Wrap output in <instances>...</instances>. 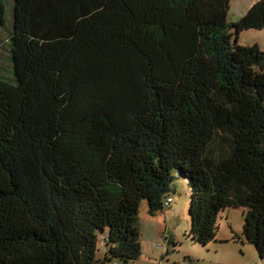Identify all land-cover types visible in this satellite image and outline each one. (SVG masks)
I'll use <instances>...</instances> for the list:
<instances>
[{
    "label": "trees",
    "instance_id": "trees-1",
    "mask_svg": "<svg viewBox=\"0 0 264 264\" xmlns=\"http://www.w3.org/2000/svg\"><path fill=\"white\" fill-rule=\"evenodd\" d=\"M231 1L0 0V264H137L177 180L191 241L242 209L264 259V0Z\"/></svg>",
    "mask_w": 264,
    "mask_h": 264
},
{
    "label": "rangeland",
    "instance_id": "rangeland-1",
    "mask_svg": "<svg viewBox=\"0 0 264 264\" xmlns=\"http://www.w3.org/2000/svg\"><path fill=\"white\" fill-rule=\"evenodd\" d=\"M11 0H8L10 2ZM260 0H232L228 13V23L239 21L244 13ZM8 9L5 11V23ZM7 32L0 26V77L6 79L9 70ZM239 46L256 45L264 52V30L245 32L238 38ZM171 197L174 202L156 217L147 214V205L141 206V245L142 256L137 264H264L259 259L255 247L244 245L234 239L243 229L244 212L232 209L223 213L218 220L215 241L204 247L188 238L190 229V191L187 184L177 180ZM165 239H171L168 245ZM162 243L161 248L158 244Z\"/></svg>",
    "mask_w": 264,
    "mask_h": 264
},
{
    "label": "built area",
    "instance_id": "built-area-1",
    "mask_svg": "<svg viewBox=\"0 0 264 264\" xmlns=\"http://www.w3.org/2000/svg\"><path fill=\"white\" fill-rule=\"evenodd\" d=\"M172 203H173V199L172 198L168 199L167 204H166V209H170ZM161 246H162V244L159 243L158 247L161 248Z\"/></svg>",
    "mask_w": 264,
    "mask_h": 264
},
{
    "label": "crops",
    "instance_id": "crops-1",
    "mask_svg": "<svg viewBox=\"0 0 264 264\" xmlns=\"http://www.w3.org/2000/svg\"><path fill=\"white\" fill-rule=\"evenodd\" d=\"M251 7H252V6H251ZM251 7H249V9H250ZM249 9H248V10H249ZM248 10L244 13V15L248 12ZM244 15H243V16H244ZM241 35H242V34H241Z\"/></svg>",
    "mask_w": 264,
    "mask_h": 264
}]
</instances>
